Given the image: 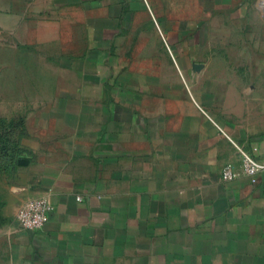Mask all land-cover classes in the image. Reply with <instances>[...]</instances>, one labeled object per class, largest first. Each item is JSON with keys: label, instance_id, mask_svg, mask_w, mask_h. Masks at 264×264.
<instances>
[{"label": "crops", "instance_id": "crops-1", "mask_svg": "<svg viewBox=\"0 0 264 264\" xmlns=\"http://www.w3.org/2000/svg\"><path fill=\"white\" fill-rule=\"evenodd\" d=\"M260 1L8 0L37 87L1 213L51 203L43 264H264V176H221L264 160Z\"/></svg>", "mask_w": 264, "mask_h": 264}, {"label": "rangeland", "instance_id": "rangeland-1", "mask_svg": "<svg viewBox=\"0 0 264 264\" xmlns=\"http://www.w3.org/2000/svg\"><path fill=\"white\" fill-rule=\"evenodd\" d=\"M258 7L264 10V0ZM26 59L29 60L16 48L14 5L0 0V264H43L33 255L28 238L21 236L27 231L18 228L17 215L5 217L1 213L7 206L8 188L15 174L16 136L31 109L37 87L33 69L22 66L30 63Z\"/></svg>", "mask_w": 264, "mask_h": 264}, {"label": "built area", "instance_id": "built-area-1", "mask_svg": "<svg viewBox=\"0 0 264 264\" xmlns=\"http://www.w3.org/2000/svg\"><path fill=\"white\" fill-rule=\"evenodd\" d=\"M242 171H235L232 167H225L221 176L224 181H233L241 175L257 185L264 176V160H259L245 151H241ZM264 185V184H263ZM80 201L81 198H78ZM53 206L47 199H34L24 203L17 215V225L22 231L34 232L42 230L49 222Z\"/></svg>", "mask_w": 264, "mask_h": 264}]
</instances>
